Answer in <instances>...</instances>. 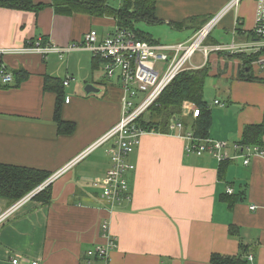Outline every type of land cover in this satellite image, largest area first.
<instances>
[{"label": "crops", "instance_id": "0c3cea01", "mask_svg": "<svg viewBox=\"0 0 264 264\" xmlns=\"http://www.w3.org/2000/svg\"><path fill=\"white\" fill-rule=\"evenodd\" d=\"M231 1L156 0L159 23L145 26L158 33L147 34L160 44L188 42ZM33 2L49 5L51 0ZM258 6L257 0H241L219 19L205 46L233 44L243 49L239 53L252 54L251 47L258 43L253 33ZM91 30L103 39L116 26L109 18L59 16L47 6L37 13L0 8V50H21L38 38L45 45L64 48L79 43ZM235 54L210 52L205 59L200 53V63H192L196 69L208 67L211 78H217L212 84L219 104L213 101L208 107L212 117L208 138L227 143L233 136L234 144L245 126L264 123V84L237 80L239 74H259L252 65L249 71ZM63 56L0 53V66L13 77L9 85L0 82V164L53 174L119 121L123 92L118 81L105 78L104 64L83 50ZM19 70L28 77L16 85L13 74ZM45 76L72 78L63 89L70 102L62 108V118L75 123L71 136L57 135L56 96L44 91ZM86 85L98 93L87 95ZM221 95L225 102L219 100ZM185 145L174 134L143 135L127 158L135 167L128 176L130 201L115 207L88 187L109 168L104 150L103 157L92 153L50 184L48 204L31 198L0 227V264L13 259L20 264H83L87 251L106 246L111 238L116 247L107 259L91 264H211L212 255H244L249 264H264V160L251 156L244 166L242 153L228 151L227 146L228 155L236 159L230 160L220 179L219 164L212 157L187 155ZM228 187L244 196L231 210L220 199ZM231 226L237 228L235 236L229 235Z\"/></svg>", "mask_w": 264, "mask_h": 264}, {"label": "built area", "instance_id": "2783aa9c", "mask_svg": "<svg viewBox=\"0 0 264 264\" xmlns=\"http://www.w3.org/2000/svg\"><path fill=\"white\" fill-rule=\"evenodd\" d=\"M126 2L128 0H121ZM241 0H232L223 10L211 18L200 29H198L188 42L177 44L149 43L138 40L135 35L126 30L118 29L99 39L98 33L91 30L83 35L79 43L71 44L64 48L43 45L41 38L27 43L21 50H0V53H36L45 57L49 54H57L60 57L65 53L73 51H88L95 59L104 64V75L107 80H115L120 83L123 96L121 98V110L119 121L105 134L95 140L85 150L72 159L64 168L53 173L45 182L30 194L22 197L13 204L0 206V227L3 226L15 212L26 204L35 194L46 189L56 179L69 169L73 168L86 159L96 150L104 148L106 155L110 157V165L101 179L92 183L93 188L99 191L100 199L110 207L121 206L130 201L128 176L135 167L127 162V158L134 152L145 134L137 120L147 113L165 88L182 72L195 70L192 58L199 52L206 59L210 52H243L242 48L231 45L205 46V41L210 32L217 25L219 19L230 9L236 8ZM258 1V14L256 19L254 35L258 43L251 47L252 54L259 57L252 63L259 75L264 74V0ZM261 54V56H260ZM72 78L63 80V86L68 87ZM0 82L9 85L13 77L4 67L0 66ZM70 98H64V104H69ZM214 104H219L214 101ZM186 110L183 115L196 118L199 111L194 107L184 106ZM180 119L173 117L169 125L170 134L181 136L186 145L184 151L187 155L201 156L207 154L218 164L236 159V156L228 155L226 142L210 138L200 139L193 132L185 131ZM235 152L242 153L243 165L250 163V157L256 156L264 160V147H242L238 143L233 145ZM227 194H232L230 187ZM254 210L255 207H251ZM102 229L107 230V223H103ZM115 241L111 238L106 246H96L85 253L83 264H91L92 260H106L109 252L114 249ZM252 261L253 257L248 256ZM11 264H20L18 259H13ZM36 264V263H33Z\"/></svg>", "mask_w": 264, "mask_h": 264}, {"label": "trees", "instance_id": "16d2710c", "mask_svg": "<svg viewBox=\"0 0 264 264\" xmlns=\"http://www.w3.org/2000/svg\"><path fill=\"white\" fill-rule=\"evenodd\" d=\"M156 0H128L123 2V6L115 9L109 6L107 0H51L49 5L35 4L33 0H0V8L37 13L43 8L50 7L59 16H72L80 14L92 18H109L115 22L118 29H126L132 32L138 40L156 43L152 37L137 29V24L155 26L159 21L155 17ZM208 42L206 39L205 43ZM45 40L43 39V45ZM244 66L249 68L252 61L259 57L257 54L237 53L234 55ZM97 63L101 61L95 59ZM94 62V64H95ZM14 82L19 85L26 80L28 74L19 70L14 72ZM212 73L206 66L201 69L188 70L180 73L161 93L156 103L147 111V117L142 115L137 124L147 133L168 135L171 119H180L185 129H190L194 136L200 139H207L211 129V112L203 99L204 85L207 78H211ZM237 80L258 82L264 84V75L253 77L248 74L238 75ZM44 91H51L55 94V106L53 112V122L57 135L71 136L75 132V123L62 118V108L64 105L63 80L59 78L44 77ZM185 103L191 104L199 111L196 118L185 117L183 113ZM264 123L247 125L244 127L241 139L238 142L242 147H264ZM231 161L219 164L218 176L223 178L224 173ZM52 173L42 170L17 167L13 165L0 164V202H5L7 206L18 201L28 193L36 189L43 181L48 179ZM34 198L42 205H46L51 199V185L41 192L35 194ZM228 209L231 210L236 204L243 201V195L227 194L221 196ZM237 228L231 226L229 235L235 236ZM116 244V243H115ZM93 249V248H92ZM91 249V250H92ZM244 250V249H243ZM244 255L236 257H222L212 255L211 264H249L243 260Z\"/></svg>", "mask_w": 264, "mask_h": 264}, {"label": "rangeland", "instance_id": "374dc122", "mask_svg": "<svg viewBox=\"0 0 264 264\" xmlns=\"http://www.w3.org/2000/svg\"><path fill=\"white\" fill-rule=\"evenodd\" d=\"M107 2H108V4H109V6H111V7H113V8H115V9H118V8H120L121 6H123V2L121 1V0H107ZM137 29H139V30H143V32L144 31H146L145 33H147V32H156V35H157V30L155 29V28H148V27H146L144 24H137L136 26H135ZM227 44H229V43H227ZM260 56H261V54H260ZM65 56H63L62 55V58H64ZM237 59V58H236ZM200 60H201V58H200V53L199 52H197V53H195V55L193 56V59H192V63L193 64H196V65H198L199 63H200ZM239 59H237V61H238ZM239 62H241L240 60H239ZM254 61H252L251 62V64H249V65H252V63H253ZM196 70V69H195ZM100 72H101V70H100ZM256 72V71H255ZM102 73V72H101ZM103 74V73H102ZM264 74L262 73V75H260V76H263ZM68 77H70V76H68ZM74 79L75 80H79L78 79V77H77V75H74ZM227 81V80H226ZM225 82V81H224ZM212 83H217V78H207L206 79V81H205V85H204V91H203V99H204V101L206 102V104L208 105V107H212L211 105H213V101H214V99H216V97H215V93L213 92V84ZM219 83H223L222 82V80H220V82ZM219 98V97H218ZM219 100H221L222 102H225V97L223 96V95H221V97H220V99ZM185 105H187V107H191V108H193V106L191 105V104H188V103H185ZM184 105V106H185ZM215 107H217V106H215ZM211 108V110H214V109H217V108ZM216 111V110H215ZM148 115L145 113L144 114V117H147ZM187 116H189V115H186L185 117H187ZM211 120H212V117H211ZM213 122H214V124H213V130L215 131V127H217V121H216V118H214L213 119ZM212 125V124H211ZM211 128H212V126H211ZM213 131V132H214ZM230 136V135H229ZM234 137L232 136V137H229V138H227V144H228V151H229V149H233V145H234ZM227 149V148H226ZM102 150H104V148H101V149H98V150H96L95 151V153H94V155L95 156H102L103 157V151ZM105 157H106V161H107V163H108V165H110V157L108 156V155H106L105 154ZM108 169V168H107ZM107 171V170H106ZM105 171V172H106ZM47 180V179H46ZM45 180V181H46ZM45 181H43V182H45ZM95 181H98V179L97 180H94L93 182H95ZM42 182V183H43ZM93 182H91L89 185H88V187H89V189L90 190H96L95 188H93V186H92V183ZM41 183V184H42ZM40 184V185H41ZM39 185V186H40ZM38 186V187H39ZM35 190V189H34ZM33 190V191H34ZM31 193V192H30ZM30 193H28V194H30ZM27 194V195H28ZM26 196V195H25Z\"/></svg>", "mask_w": 264, "mask_h": 264}, {"label": "water", "instance_id": "95a60500", "mask_svg": "<svg viewBox=\"0 0 264 264\" xmlns=\"http://www.w3.org/2000/svg\"><path fill=\"white\" fill-rule=\"evenodd\" d=\"M84 92L88 95L90 93H98V90L94 89L92 85H86L84 88Z\"/></svg>", "mask_w": 264, "mask_h": 264}]
</instances>
